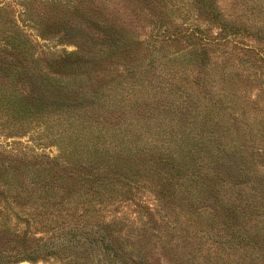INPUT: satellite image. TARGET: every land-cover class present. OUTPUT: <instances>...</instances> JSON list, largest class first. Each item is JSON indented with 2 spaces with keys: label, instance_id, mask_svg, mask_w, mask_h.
Instances as JSON below:
<instances>
[{
  "label": "trees",
  "instance_id": "1",
  "mask_svg": "<svg viewBox=\"0 0 264 264\" xmlns=\"http://www.w3.org/2000/svg\"><path fill=\"white\" fill-rule=\"evenodd\" d=\"M122 1L135 14L132 4H153L158 29L172 31L178 11L192 5L200 16L220 25L223 40L242 32L221 19L213 0ZM24 3V16L40 37L77 49L42 51L24 27L8 16L6 1L0 0V133L36 134L59 151L54 157L36 155L0 141V264L39 259L65 264H151L144 244L152 248L157 233L197 238L207 233L202 230L204 223H223V217L232 222L241 214L250 220L244 207L257 215L252 219L254 228L234 231L225 243L238 252L213 262L264 264V256L257 255L264 252V179L259 181L258 173L245 168L255 159L248 142L255 146L263 143V137L245 132L237 136L229 125V119L241 118L237 109L227 114L232 110L230 102L244 113L241 97L234 92L239 87L235 76H228L233 87L228 100L225 96L217 100L225 101V107L188 93L166 103L148 100L143 96L147 93L144 79L133 76L134 68L115 86L87 95L81 79L88 78L92 64L120 54L131 58V40L113 21L103 22L108 7L100 0ZM182 16L188 17L185 11ZM177 29L162 38L195 49L201 64L191 62L192 51L166 65L182 67L187 79L188 74L202 73V87L207 88L211 69L202 65L208 60L209 31L196 21ZM81 43L90 50L97 47L98 59L92 51L83 55ZM256 59L264 64L263 56ZM224 132L232 143H223L224 136H219ZM145 196L154 208L142 199ZM212 199L223 213L211 207ZM126 205L140 209L144 217L125 212L119 217L122 209L128 210ZM21 225L25 226L22 234L15 229ZM35 229L41 230V237L33 235ZM200 242L192 243L196 246L188 255L170 253L169 258L176 256L177 264H195ZM18 247L21 252L11 253ZM165 253L164 249V258Z\"/></svg>",
  "mask_w": 264,
  "mask_h": 264
},
{
  "label": "rangeland",
  "instance_id": "2",
  "mask_svg": "<svg viewBox=\"0 0 264 264\" xmlns=\"http://www.w3.org/2000/svg\"><path fill=\"white\" fill-rule=\"evenodd\" d=\"M5 1L6 4L10 6L9 9L11 10L8 16L13 17L19 25L24 27L23 29L31 35V38L42 46V51L61 53L77 49L74 45L61 44L56 41V39H43L40 37L36 26L27 21V18L24 16V11L27 7L24 3L25 0ZM213 1L222 16L221 19L234 27L242 29V32L238 36H230L228 38L229 41L223 40L225 36L221 32L219 24H213L210 19L200 16L192 5L191 8L182 7L184 10H180V13L178 11V15H175L173 18V29L172 31H168L166 28L158 29L156 27V14L153 11V4L147 2L132 4L133 7H131V9L137 8V14H135L132 10L126 9V4H124L122 0H100L101 5L105 4L108 7V11H105L107 15H105L106 18L103 17V22L105 21L104 23L107 25L110 24V21L116 23L115 28L123 31L126 37L131 40L134 52L129 59L120 54L111 61L106 60L100 64H92L90 72L88 73V78H82L81 83L84 85L83 87H85L84 93L90 95L91 91H101L106 87L115 86L122 76L128 72V69L134 68L135 75L133 76L137 79H144L147 93H144L143 96H148V100H160L166 103L169 98L171 101L175 99L179 100L178 97H180V95L183 96L188 93L205 98L212 106L217 102L220 103V105L223 104V107H225L227 105L225 101L221 103L217 100H223L224 96L228 100L233 93V87L232 84L229 83L228 76H235V81L238 82L237 86L239 87H235L234 92L241 97L239 102H243L241 104L244 108V113H241L242 111L239 110V107L233 106L232 102H230L232 110H227L229 111L227 114L237 109V113L241 114V118L239 121L229 119V125H231L232 130L235 131V135L237 136L245 132L249 137L253 134H260V136L263 137V143L255 144V146L254 143L248 142L251 146L249 151H254L253 155L255 159L250 167H245L246 169L249 168L247 170L258 173L257 179L260 181V179H264V152H262L264 151V64L260 63L256 59V56L260 55L264 57V0ZM184 11L188 15L187 18H183L182 16ZM108 13L112 15L108 16ZM97 17V19H100L98 15ZM195 21L199 22L203 28L209 31L208 36L210 43L207 46L208 60L204 61V65H202L203 67H208L207 69H211L212 76L207 82V88L202 87V73L198 74V72H194L188 74L189 79H187L182 67L176 64L168 68L169 65H166V61L179 60L182 54L189 53V55H191V53H193L192 51L195 49L187 48L182 42L169 38H162V35L169 36L172 32L178 30L177 27H188V25ZM155 36H158L159 39H157V37L155 38ZM48 39L51 40L48 41ZM97 49V47H92L90 50L84 43H81V51H83L82 53L85 56L89 54V51H92V57L98 59L96 54ZM193 54L194 55L191 56V62H198V64H201V59L195 57V51ZM182 62H185V60H182ZM196 79L198 80L196 81ZM196 83L201 84V86ZM191 102L194 103L195 101ZM191 107L194 108L193 106ZM169 116L170 115H168V117ZM228 117L231 118V116ZM5 135L6 134L0 133V141H2L4 145L14 143L15 145L13 147L15 149L21 150L24 148L36 155H49L52 157L57 156L59 153L57 147L47 144L36 134L25 133L15 136ZM223 136L224 138H222ZM226 136L227 132H224V134H220L219 137L222 138L221 140L223 143H232L229 140L230 138L228 139ZM142 199L147 202L148 206L154 208L152 202L147 201V199H149L147 196ZM146 202L144 204H146ZM209 203L211 207H217V212H219V214L223 213V210L218 207L213 199ZM126 206L128 210H126V208L122 209V214L119 215V217L122 216L124 212L133 218H136L138 215H143L144 217L145 214L142 213L140 209L133 206ZM238 206H240V208L244 207L241 202L238 203ZM244 208L245 216L251 217L250 220H247L241 214L238 220L232 222L223 217V223L221 221H219V223L209 222L208 225L204 223L203 227L205 229L202 230L207 231V233H202L197 238L188 237V235L180 237L179 235H173V232L171 235L170 231L163 228V230L167 232H163V234L157 233L159 239H152V248L144 244V251L148 261L151 262V264H177L175 260L177 259L176 256H174L175 259L172 260L169 257L178 253L182 255L183 252L188 255L194 249L193 247L196 246V244L194 245L192 243H197L198 240H201L199 245L201 254L197 257L195 264H215L213 261L217 260L218 257L227 258L228 255H235L238 252V248H230L225 241L234 231L238 229L247 231L250 230L249 228H254L256 224V221L252 220L257 216L256 213L253 216V214L248 211L247 207ZM195 210L197 209H190V211ZM196 217L198 216L195 215V220L198 219ZM15 229H19V233L21 234L25 232V226L23 225ZM32 232L35 237L42 236V234H40V229L32 230ZM130 239L135 242L136 238L132 236ZM164 249L166 250V258L163 256ZM10 250L11 253L21 252L20 247L15 249L11 248ZM170 253L173 255L169 256ZM257 255L264 256V252ZM58 260L39 259L34 262L23 261L20 264H65Z\"/></svg>",
  "mask_w": 264,
  "mask_h": 264
}]
</instances>
